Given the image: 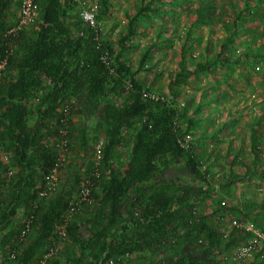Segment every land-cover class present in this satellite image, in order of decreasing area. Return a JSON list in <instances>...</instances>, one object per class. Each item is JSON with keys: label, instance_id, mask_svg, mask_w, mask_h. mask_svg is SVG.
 Instances as JSON below:
<instances>
[{"label": "trees", "instance_id": "1", "mask_svg": "<svg viewBox=\"0 0 264 264\" xmlns=\"http://www.w3.org/2000/svg\"><path fill=\"white\" fill-rule=\"evenodd\" d=\"M13 1L0 0V60L8 57L0 78V264H33L38 250L58 238L59 226L65 234L59 240L68 238L80 252L68 264H109L127 255L155 253L169 241L179 246L178 254L157 264H230L225 256L240 239L234 232L224 242L228 233L212 224L207 215H194L196 205L213 186L210 172L202 169L203 161L195 144L191 142L185 148L179 142L187 134L200 132L202 123L213 119L198 114L203 99L193 110L188 100L180 104L178 88L191 85L192 78L200 73L214 75L217 67L240 64L234 48L251 31L247 18L250 13L260 16L263 0H243L244 5L235 3L216 15L225 37L219 40L214 56L209 40L207 54L194 59L191 54L196 38L190 29L182 40L177 69L169 73V90L175 98L170 101L149 97V84L139 77L149 67L166 26L146 45L136 68L124 57L130 39L143 33L140 20L150 14L161 15L168 0H141L136 12L128 15L127 26L116 43L104 36L98 22L109 15L112 0H99L96 27L82 21L75 0H37V28L32 32L24 30L13 39L21 50L18 56L10 55L11 40L6 37ZM211 10L209 6L202 8L197 21L210 23ZM242 55L254 59L251 48L242 51ZM261 57L264 52L255 56ZM218 101L215 96L206 102ZM85 113L101 114L107 138L102 160L105 165L122 143L124 132H134L126 169L120 172L110 168L106 179L101 174L92 191L94 202L78 213L91 206L94 209H90L89 218L78 221L66 216L76 195V184L66 185L48 197L40 193L58 155L47 146L46 138L59 136L64 114L69 117L68 127L73 115ZM224 128L225 123L219 125L212 138L218 139ZM250 142V165L254 170L249 165L244 173L232 172V179H245L253 173L264 176V166L257 168L258 162H263L264 119L254 121ZM227 147L232 152L233 141ZM2 149L14 161L15 169L9 179L1 173L5 170ZM244 153L243 145L234 150L233 166H247ZM83 180L77 178L78 192ZM261 206L264 210V202ZM20 215L25 221L29 217L26 224L30 222V229L37 228L36 236L25 244L20 241L19 227L14 228ZM253 222L258 225L255 218ZM83 225L90 233L87 238L81 234ZM247 235L250 237L251 232ZM183 239L186 241L182 243ZM200 239L203 243H199ZM7 244L14 259L11 252L6 253ZM242 262L264 264V249L254 258L237 263Z\"/></svg>", "mask_w": 264, "mask_h": 264}, {"label": "rangeland", "instance_id": "2", "mask_svg": "<svg viewBox=\"0 0 264 264\" xmlns=\"http://www.w3.org/2000/svg\"><path fill=\"white\" fill-rule=\"evenodd\" d=\"M91 1L87 0L88 4ZM20 2L21 0H14L10 9L11 27L16 24L19 18ZM112 2L113 7L109 15L98 22L104 36L116 43L120 33L127 26L128 15L136 12L141 0H112ZM235 3L240 6L244 5L243 0H168L161 15L150 14L147 18L140 20V30H143V33L130 39V46L125 51L124 57L136 68L146 45L156 38L159 30L166 26L167 29L161 35V41L157 43L153 51V56L148 64L149 67H145L139 77L148 82L150 92L155 96H161L168 101L175 100L169 90V73L177 69L182 40L187 37L190 29H192L191 35L196 38V45L190 54L194 59L198 60L201 55L207 54L209 40H212L213 44L212 55H216L219 50L218 42L225 37V30L217 20L216 15L223 8L234 7L233 4ZM99 6L100 3L98 8ZM205 6L212 9L210 11L212 23L197 21L198 13ZM260 13V16L250 13L247 22L251 31L245 33L238 46L234 48L233 52L239 55L240 64L217 67V72L214 75L208 72L196 75L192 78L191 85L178 88L180 96L177 98L180 104L185 100L190 101L191 110L198 107L203 99L204 105L201 106L198 114L200 116L210 115L213 119L207 123L203 122V128L200 132L190 134L195 149L202 158V169L210 172L213 186L202 202L196 205L194 215L196 217L207 215L212 224L228 233V237L223 238L224 242L235 232L240 239L238 245L246 242L249 238L245 229L246 225L253 224L255 227L264 228V215H261V213L264 214L261 206L264 202V176L253 173L252 176L241 180L231 178L232 172L244 173L250 165L253 157L250 153L251 129L256 119H264V57L255 58L264 52V6ZM38 21L39 17L27 30L31 32L35 30ZM176 23L178 26H175ZM248 48L252 49L254 59H247L242 55V51ZM20 52L18 47H14L12 50L13 55L18 56ZM215 96H218L219 101L207 104L206 101ZM36 107L37 105L34 106V108ZM70 121L71 124L68 126L69 152L66 155L65 163L56 174L57 190L54 194L62 190L64 186L71 184H76L73 195L77 194L79 189L77 178L82 180L92 176L96 170L101 172L104 179L108 178L110 168L123 172L127 167L130 155V137L134 132L133 130L124 132L125 137L122 143L114 149L107 165L103 161L98 164L95 160L96 144L100 139L107 141L106 130L101 122V114H76L72 116ZM222 123H225L224 133L220 134L218 139H213L212 134L218 130V126ZM58 137V134L55 137L48 136L45 140L47 146L51 150H55L56 154L58 153L56 147ZM230 141H233L232 152H228L227 147ZM241 145L245 148L243 156L246 157L247 166L244 164L233 166L231 161L234 158V150L240 148ZM1 155L5 163V170H2L1 173L4 178L9 179L15 169L14 161L11 155L3 149ZM261 160L263 162H258V169L264 166V147ZM251 168L254 170V166ZM91 207L90 209L93 211L94 207ZM90 209L73 215L67 213L66 216L69 220L84 221L90 217ZM28 218L25 221V217L20 215L14 223V228L19 227L20 241H23L24 244L37 234L35 226H31V229L23 234ZM241 218L243 219L240 220ZM253 218L256 219L258 225L253 222ZM235 220L241 224L240 227L234 224ZM57 231L58 238H56L58 240L55 242H60L61 248L58 253L47 260L46 264H68L69 260L80 253L68 238L59 240L63 227L59 226ZM182 232L183 229H181L180 234ZM81 234L83 237H89L90 233L86 225L81 228ZM55 239H51L38 250L36 259L32 263L37 262L38 259L41 260V254ZM185 241L183 239L182 243ZM198 241L203 243L202 239ZM7 246L6 253L8 254L11 250L9 249L10 245L7 244ZM178 252L179 246L169 241L155 253L127 255L119 260L114 259L109 264H157L174 257ZM13 254V252L10 253L11 259H14ZM223 256L224 254L220 255V258ZM230 264L249 263H237L235 261Z\"/></svg>", "mask_w": 264, "mask_h": 264}, {"label": "built area", "instance_id": "3", "mask_svg": "<svg viewBox=\"0 0 264 264\" xmlns=\"http://www.w3.org/2000/svg\"><path fill=\"white\" fill-rule=\"evenodd\" d=\"M79 4V15L82 21L91 26H98L96 12L99 5V0H92L91 3L88 4L87 0H75ZM39 16V7L37 4V0H21L20 2V11L19 18L16 24L9 28L6 33V37L8 40H11L10 43V55L12 54V50L15 47L13 39L18 36V34L24 30H27L31 25H33ZM8 64V57L0 60V78L3 75L6 66ZM149 97L154 99H164L161 96H155L153 93L147 94ZM64 117L60 119V121L64 124L58 130L59 138L56 142V147L58 149V156L56 159V165L51 175L47 181L45 189L40 193L42 197H48L55 193L57 190V182H56V174L58 169L65 163L66 155L69 152V139H68V115L64 114ZM179 142L185 148H188L192 142V136L187 134L184 138L180 139ZM106 146V141L104 139H100L95 147V160L99 164L103 160L104 149ZM101 177V172L96 170L92 176L85 177L79 192L74 196L73 200L70 202V206L68 209V213L73 215L77 214L80 209L85 205H91L94 202L93 196V188L95 186V181ZM234 224L240 227L241 224L238 221H234ZM247 232H251L250 237L246 240V242L237 245L234 247L229 254L225 256L226 262H240L245 260H250L254 258L256 253L264 249V231L259 228H256L253 224H249L245 226ZM30 230V222L26 224L25 230H23V234ZM61 235L64 237L65 234L61 232ZM62 240V239H61ZM60 240V241H61ZM61 248L60 242H54L48 248H46L45 253L41 260L33 264H46L47 260L50 259L53 255L58 253ZM112 263V261H111Z\"/></svg>", "mask_w": 264, "mask_h": 264}]
</instances>
